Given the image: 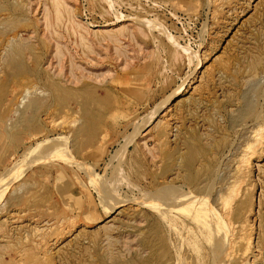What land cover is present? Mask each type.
<instances>
[{
  "label": "rangeland",
  "instance_id": "obj_1",
  "mask_svg": "<svg viewBox=\"0 0 264 264\" xmlns=\"http://www.w3.org/2000/svg\"><path fill=\"white\" fill-rule=\"evenodd\" d=\"M259 119L264 0H0V264H174L156 194L189 167L214 199Z\"/></svg>",
  "mask_w": 264,
  "mask_h": 264
},
{
  "label": "bare ground",
  "instance_id": "obj_2",
  "mask_svg": "<svg viewBox=\"0 0 264 264\" xmlns=\"http://www.w3.org/2000/svg\"><path fill=\"white\" fill-rule=\"evenodd\" d=\"M168 35L171 39L176 41V36L172 34ZM185 50L188 52L190 62L195 60L197 57L196 54L188 51L187 48ZM198 67H196V69ZM179 92L180 90H176L170 94L165 101L166 103L164 102L165 105L163 107L168 106L170 100L174 96H177ZM160 109H158V111ZM259 116L258 118H260ZM147 123H149V121H147ZM143 126L140 127L141 130L145 128V126ZM131 138L132 137H130V139ZM131 141L132 140H130L129 143ZM127 144L125 145L123 143V145L118 147L114 154H112L111 160L117 158L121 154V156H123L127 150ZM49 151H51L50 148H44V151L38 150V152L28 156L26 160H28V158H41L43 157V154L46 155V153H50ZM195 153L192 151L189 153V157L186 156V158L188 157V161H191L194 158ZM239 156L235 168L236 172L232 175V179L224 189L221 191L218 190L214 199L210 196L212 190H208V194L206 193L204 198L198 195V190L202 189L197 180L200 173L192 172L189 167L186 169L187 171L185 173V180L191 185L188 190L184 188V184H179L176 185V187L174 186L169 189L162 188L163 190L160 187L161 190H158L159 193L156 194L158 203L155 201L156 206L153 205V208L155 207L161 216L162 220L160 221V224L165 226L163 223L165 222L167 227L170 226L171 230L169 231L174 232V237H176L175 242L173 239V244L171 245V247H173V252L176 253L177 257L174 264H264V259L262 260L259 258L263 254L264 228H262L263 226L259 227L260 229L259 232H257L256 241H254V232L256 230L254 224H251L250 221V216L253 214L254 208L248 204V193L246 190L244 191L245 187L249 186L251 182L253 170L252 165H254V162L260 161L262 158L264 159V120L259 119L255 125L252 126L250 139L244 145L243 152H241V155ZM24 162L27 163V161ZM8 171L9 168L5 169L3 172L7 173ZM117 171H119V169ZM97 182L100 184L104 181L102 177H98ZM105 182H107V180H105ZM3 187L7 190L6 187L9 186L7 184V186ZM167 187L168 186L166 185L165 188ZM214 187L216 186L214 185ZM3 193L0 192V198ZM202 195L203 194H201V196ZM150 196L153 197L152 194ZM123 201L119 199L117 201L114 200V202L112 201L111 204L109 203L110 207L106 213L111 214L113 211L117 210L122 206ZM107 206L105 207L107 208ZM98 220H100L99 217ZM262 221L263 220H261V222ZM160 229L158 230L160 231ZM160 240L162 241V239ZM183 244L184 246H189L188 250L191 249L194 254L192 253L193 255H190L187 253L188 250L184 252L181 247ZM165 257L167 258L166 255L159 257L161 259L160 264L166 260ZM181 257H183V259H181ZM170 258L172 259L171 256Z\"/></svg>",
  "mask_w": 264,
  "mask_h": 264
}]
</instances>
